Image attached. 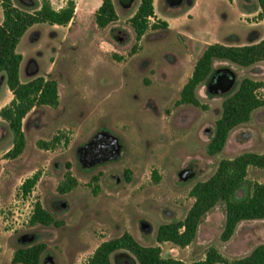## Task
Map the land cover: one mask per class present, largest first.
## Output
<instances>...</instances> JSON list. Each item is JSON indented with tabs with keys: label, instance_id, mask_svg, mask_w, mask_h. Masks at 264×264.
<instances>
[{
	"label": "rangeland",
	"instance_id": "374dc122",
	"mask_svg": "<svg viewBox=\"0 0 264 264\" xmlns=\"http://www.w3.org/2000/svg\"><path fill=\"white\" fill-rule=\"evenodd\" d=\"M50 1L56 8L67 2ZM75 1L73 22L37 24L17 48L23 54L21 81L56 80L59 103L26 115V147L17 158L5 156L14 141L0 116V264H22L14 263L15 252L37 244L45 245L39 264H87L103 241L125 232L145 246L159 245L164 257L186 262L205 259L211 248L229 262L249 255L264 243V220L242 221L223 241V202L203 217L189 246L158 243L156 236L161 225L186 217L192 187L210 178L222 159L264 152V107L232 130L219 154L208 152L223 101L244 78L264 83V61L249 67L216 61V74L197 89L206 108L177 104L209 44L264 38L259 0H155L151 23L166 21L168 27L150 28L140 40L130 22L140 0H114L119 19L105 28L94 16L102 0ZM13 2L30 12L41 5ZM3 18L0 6V23ZM258 93L264 97V86ZM13 98L3 72L0 110ZM100 137L113 141L115 152L92 155L87 146ZM36 173L39 181L24 195L23 183ZM68 173L77 185L62 193ZM255 182L264 184V169L250 167L233 200L247 198ZM37 202L58 224L30 223ZM111 258L113 264H138L124 249Z\"/></svg>",
	"mask_w": 264,
	"mask_h": 264
},
{
	"label": "trees",
	"instance_id": "16d2710c",
	"mask_svg": "<svg viewBox=\"0 0 264 264\" xmlns=\"http://www.w3.org/2000/svg\"><path fill=\"white\" fill-rule=\"evenodd\" d=\"M259 17L264 19V0H259ZM4 18L0 23V75L5 72L7 84L13 92L12 101L0 110V116L9 124L14 145L5 154L6 158L19 157L26 147V135L23 130V120L35 107L57 106L59 89L56 80L38 76L22 82L20 78L23 54L17 48L33 26L41 23L68 26L76 15V1L67 0L66 4L56 9L50 0H41V5L33 12L17 7L13 0H0ZM95 23L99 28H105L119 19L114 0H102L95 11ZM155 17L154 0H140L137 11L130 22L140 40L150 29L168 27V22L151 23ZM216 61H228L239 66L249 67L264 61V38L253 44L227 45L219 42L209 44L197 60L192 75L183 86L177 104H187L204 107L197 95L198 87L208 82L218 71ZM263 82L252 78H244L238 88L223 101L221 117L216 121L215 133L208 144L210 155L219 154L227 139L235 128L251 120L252 114L258 108L264 107V97L258 91ZM264 169V152H245L233 159H222L215 173L204 181L197 182L190 195L194 203L183 220L169 222L159 227L157 242H171L179 247L189 246L197 236V231L203 217L218 203L226 205V221L221 234L223 241H228L242 221L264 220V184L255 182L250 195L241 200H233V195L247 179L249 168ZM158 178L157 172H154ZM39 181V174L25 180L21 189L28 195ZM77 185V181L68 173L66 181L60 184L59 190L66 193ZM31 224H58L54 217L46 211L40 202L34 206L30 219ZM45 249L44 244L19 248L14 255V263L39 264L40 256ZM132 253L138 264H264V243L258 245L249 255L229 262L216 249L211 248L205 259L186 262L174 257H164L159 245L145 246L130 232L119 237L103 241L89 258L87 264H113L112 254L118 250Z\"/></svg>",
	"mask_w": 264,
	"mask_h": 264
},
{
	"label": "flooded vegetation",
	"instance_id": "af4514ba",
	"mask_svg": "<svg viewBox=\"0 0 264 264\" xmlns=\"http://www.w3.org/2000/svg\"><path fill=\"white\" fill-rule=\"evenodd\" d=\"M97 139L99 140V143L97 145H95V146L88 145L87 146L88 148H90L92 150V152H91V153H93L92 155H94L95 157H98V156L111 154V153L115 152L117 145L114 144V146H113V143H112L113 141L109 142L107 140L102 139L101 137L97 138Z\"/></svg>",
	"mask_w": 264,
	"mask_h": 264
},
{
	"label": "crops",
	"instance_id": "0c3cea01",
	"mask_svg": "<svg viewBox=\"0 0 264 264\" xmlns=\"http://www.w3.org/2000/svg\"><path fill=\"white\" fill-rule=\"evenodd\" d=\"M65 4H63V5H61V6H59V7H54V8H56V9H59V8H61V7H63ZM154 5H155V0H154ZM23 39V38H22Z\"/></svg>",
	"mask_w": 264,
	"mask_h": 264
}]
</instances>
